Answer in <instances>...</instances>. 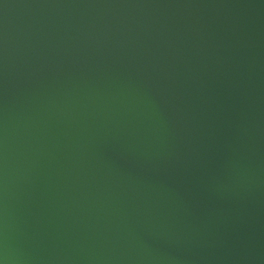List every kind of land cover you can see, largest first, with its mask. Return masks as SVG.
Returning <instances> with one entry per match:
<instances>
[{
  "label": "water",
  "instance_id": "obj_1",
  "mask_svg": "<svg viewBox=\"0 0 264 264\" xmlns=\"http://www.w3.org/2000/svg\"><path fill=\"white\" fill-rule=\"evenodd\" d=\"M10 264H264V0H0Z\"/></svg>",
  "mask_w": 264,
  "mask_h": 264
},
{
  "label": "clouds",
  "instance_id": "obj_2",
  "mask_svg": "<svg viewBox=\"0 0 264 264\" xmlns=\"http://www.w3.org/2000/svg\"><path fill=\"white\" fill-rule=\"evenodd\" d=\"M0 264H10L6 252H0Z\"/></svg>",
  "mask_w": 264,
  "mask_h": 264
}]
</instances>
